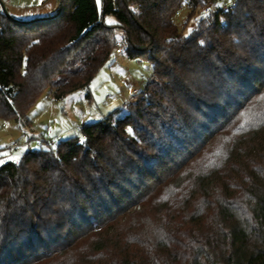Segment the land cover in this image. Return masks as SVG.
I'll return each instance as SVG.
<instances>
[{"label":"trees","instance_id":"1","mask_svg":"<svg viewBox=\"0 0 264 264\" xmlns=\"http://www.w3.org/2000/svg\"><path fill=\"white\" fill-rule=\"evenodd\" d=\"M221 1L59 0L57 11L31 20L1 2L3 119L26 123L46 91L61 100L89 89L117 42L147 59L153 75L122 117L110 113L56 150L47 142L0 165V264H264V116L237 128L264 92V0H234L228 12ZM184 2L197 16L188 36L174 21ZM235 133L249 135L229 155L242 182L208 193L214 173L199 175L193 198L207 204L185 214V234L168 225L152 242L149 226L118 230L130 206L173 176L163 179L169 164L193 161L200 143Z\"/></svg>","mask_w":264,"mask_h":264},{"label":"rangeland","instance_id":"2","mask_svg":"<svg viewBox=\"0 0 264 264\" xmlns=\"http://www.w3.org/2000/svg\"><path fill=\"white\" fill-rule=\"evenodd\" d=\"M101 2L99 0L100 7ZM0 10L3 11L1 0ZM188 15L189 9L184 2L174 16L175 23L185 36L191 33L197 19V16L189 18ZM109 21L115 23L116 20L113 16H107L106 22ZM152 75L153 66L147 59L132 58L126 51L122 54L114 53L97 72L89 89L77 90L61 100L53 99L46 91L27 111V122L24 124L0 117V165L7 161L19 162L27 151L47 148V142L53 143L50 146L56 150L62 140L79 136L83 124L98 122L110 113L117 112L122 117L125 114V102L135 96L132 94L133 89L138 88L139 94ZM263 113L264 92L256 96L247 113H244L246 116L243 114L241 117L245 116V123L239 122L237 128L242 130L244 126L249 127L250 122L264 116ZM241 137L240 133L219 134L210 138L206 146L203 142L199 144L201 150L192 158L193 161L184 162L180 158L176 164H169L171 169L167 170V174L164 172L163 179L171 175L170 171H174L173 176L162 186L159 185L161 187H158L156 193L146 194L142 206H130L128 214L125 213L127 216L118 221L124 224L117 227L118 230L126 232L133 225L140 228L149 226L148 233L152 242L161 237L165 229L167 231L168 225H173L181 230V234H185L189 229L188 224H181L185 214L207 204L193 198L199 197L202 191V186L197 183L199 175L214 173L212 179L218 184L212 185L208 193H213L211 191L224 180L231 181L234 186L241 184L244 170L239 167V174L229 158L235 142L249 139V135L244 139ZM85 249L90 251L87 243L79 251L83 254L87 252ZM81 253L77 254V258H81Z\"/></svg>","mask_w":264,"mask_h":264},{"label":"crops","instance_id":"3","mask_svg":"<svg viewBox=\"0 0 264 264\" xmlns=\"http://www.w3.org/2000/svg\"><path fill=\"white\" fill-rule=\"evenodd\" d=\"M10 0L6 5V11L20 20H31L37 17L49 15L59 8V0ZM122 54V53H121ZM124 97V96H123Z\"/></svg>","mask_w":264,"mask_h":264},{"label":"built area","instance_id":"4","mask_svg":"<svg viewBox=\"0 0 264 264\" xmlns=\"http://www.w3.org/2000/svg\"><path fill=\"white\" fill-rule=\"evenodd\" d=\"M10 0H1V2L3 3V4H7L8 2H9ZM221 10L222 11H224V12H228L229 10H231L233 7H235V5H236V2L234 1V0H232V3L231 4H229L228 3V0H222L221 1ZM216 5H212L211 7H210V9H206V10H204L203 11V14H207V13H212L213 11H214V7H215ZM124 52V50H123V48L121 47V44H120V42H117V49H116V54H121V53H123ZM138 92H139V89L138 88H134L133 89V91H132V94L133 95H137L138 94Z\"/></svg>","mask_w":264,"mask_h":264},{"label":"snow or ice","instance_id":"5","mask_svg":"<svg viewBox=\"0 0 264 264\" xmlns=\"http://www.w3.org/2000/svg\"><path fill=\"white\" fill-rule=\"evenodd\" d=\"M97 3L99 4V0H97ZM228 3L231 4L232 3V0H228ZM109 23H114V21H109ZM189 31H191V29Z\"/></svg>","mask_w":264,"mask_h":264}]
</instances>
